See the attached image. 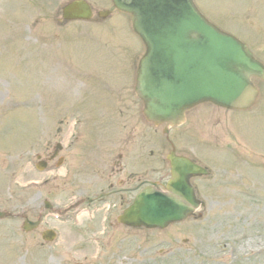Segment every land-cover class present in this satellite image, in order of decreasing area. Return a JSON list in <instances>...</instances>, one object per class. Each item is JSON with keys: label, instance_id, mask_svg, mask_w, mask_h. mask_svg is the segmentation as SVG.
Segmentation results:
<instances>
[{"label": "rangeland", "instance_id": "374dc122", "mask_svg": "<svg viewBox=\"0 0 264 264\" xmlns=\"http://www.w3.org/2000/svg\"><path fill=\"white\" fill-rule=\"evenodd\" d=\"M70 1L0 0V16L2 15L0 38L7 39L5 46L11 43L4 47L5 51L0 50V194L7 201L12 202V194H36L37 205L40 194H50L49 197L58 203V206L60 203L64 204L68 196L64 194L61 184L63 170L57 173L36 174L32 167L35 157L40 153L45 154L48 149L51 151L59 139L56 137L50 139L49 136L54 135L64 121H72V116L81 107H87L85 114L91 112L89 116L92 119V126L106 131L121 127L120 115L128 109L132 101V97L126 94L124 102L120 104L115 102L116 95H120L124 88L132 84L130 71H124L126 69L124 62L130 61L133 52L137 54L141 51L140 42L131 32L128 17L117 12L103 21L94 20L88 23L59 26L56 19H59L60 8ZM87 1L94 2L91 5L97 12L112 10L110 0ZM194 3L209 21L212 20L211 22L223 31L245 40L253 54L264 62V0H194ZM124 44L131 49L122 47ZM257 85L261 96L257 107L249 114L248 122L252 121V117L264 118V83ZM83 94H87L85 100L81 99ZM31 98L33 101H30ZM206 109L203 108V111ZM233 114L240 118L245 115ZM226 121L240 125L239 120L232 115ZM242 123L244 124L243 120ZM141 127L143 140L154 142L155 132L150 127L144 125ZM241 131L244 133L242 129ZM246 131V135L251 137V142H258L260 153L264 154L262 144L264 135L256 140L254 135L258 134L259 130L250 126ZM30 133H33L32 140ZM28 134L30 135L27 136ZM38 136L41 140H37L38 146H36L33 142L34 137ZM126 140L127 138H124L121 143ZM131 143L132 156L129 159L127 153H124L123 167L126 165L132 168L133 172L143 173L140 175L141 178L148 182L164 184L168 178V169L162 162L161 156L158 155L159 162L157 160L141 162L136 157L137 147L133 138ZM129 145L131 144L126 146L124 143L122 147L125 149ZM146 150L150 151L151 147H147ZM21 155L26 156L22 161ZM79 162L82 172L92 171L91 167H84L83 160ZM74 163L76 165V162ZM88 163L92 162L88 161ZM96 163L99 172L97 181L100 182L103 167L100 162ZM253 177L262 179L258 171ZM46 179H49V184L42 186L43 180ZM32 180L39 184L34 191H29L28 188H33L29 186ZM139 181L134 179L131 186H135ZM203 195L208 196V194ZM22 196L23 201L19 205L28 206V197ZM260 196L264 198V194ZM7 206L9 205L6 201L0 202V207L7 208ZM239 213L243 218H247L248 215L263 217L264 201H258L257 205L243 206L239 209ZM11 222L13 221H1L2 228ZM48 225L59 227L63 231L64 240L73 242L78 240L76 229L70 230L69 227L61 226L56 221L48 222ZM257 228L264 229L261 224ZM172 229L162 234L150 233L144 245L148 244L147 247L156 253L169 239L179 241L188 238L194 242L196 235L202 236L205 241L210 238L209 230L192 232L190 226L183 227V225ZM120 232L124 237L128 234L125 230H121L116 236H121ZM2 233L6 231L1 229L0 235ZM20 236L22 249L35 242L31 235ZM6 237L10 238L7 233ZM214 238L218 239L220 235L217 233ZM259 242L264 243V240ZM251 246L263 245L258 243ZM81 247L83 251L89 249L85 245ZM57 248L59 250L55 253L60 256L70 252L74 254L77 247L61 243ZM90 254L93 255L94 251ZM154 257L151 256L152 264H162L157 259L154 260ZM43 259L44 264H54L47 255ZM134 261L135 259L132 260V264H135ZM58 262V259L55 260V264ZM32 264L38 263L33 261ZM244 264H264V259Z\"/></svg>", "mask_w": 264, "mask_h": 264}, {"label": "water", "instance_id": "95a60500", "mask_svg": "<svg viewBox=\"0 0 264 264\" xmlns=\"http://www.w3.org/2000/svg\"><path fill=\"white\" fill-rule=\"evenodd\" d=\"M112 4L130 15L132 30L145 47L136 93L144 100L148 121L177 125L185 111L203 102L231 109L253 103L256 92L250 78L264 79V68L243 44L207 22L192 0H112ZM63 13L65 19L91 17L80 1L67 5ZM168 160L172 171L183 165L191 168L172 156ZM185 175L172 173L167 186L170 194H155V188L138 194L123 223L163 229L187 217L190 194H172L181 189Z\"/></svg>", "mask_w": 264, "mask_h": 264}, {"label": "flooded vegetation", "instance_id": "af4514ba", "mask_svg": "<svg viewBox=\"0 0 264 264\" xmlns=\"http://www.w3.org/2000/svg\"><path fill=\"white\" fill-rule=\"evenodd\" d=\"M87 135H93L94 141L89 142ZM77 137V142L73 143V137ZM60 140H62V145L64 146L65 157L68 160H84L94 162L99 160L101 167H103L102 176L100 182L97 181L98 170L97 165H89L92 168L90 173L82 172L80 169L77 174H74L72 178L64 185L66 194H76L79 202L78 207L83 208V210H97L100 207L105 206L106 203L110 204L116 198L120 201L121 206H125L130 199V190H127L126 185L129 182L130 169L121 163L122 158L126 152L128 157H130L131 147L123 148L122 145L125 143L127 146L131 143V134L127 136V140L121 144L119 143H109L106 145L101 135L96 132V130H91V132H64L60 134ZM118 149V150H117ZM102 151L99 153L100 156L94 155L97 151ZM120 154L119 161H115L116 154ZM64 152L63 148H60V153ZM53 156V155H52ZM65 160V159H64ZM239 161H244L240 159ZM81 168V167H79ZM223 168V166H222ZM221 168V170H222ZM219 170L221 177L225 174V181L237 178L240 182H243L241 177L245 176L242 172H237L235 169H225L224 174ZM116 171V174H115ZM119 177V187H116V177ZM228 188V187H227ZM226 197L224 203L228 208L234 205L237 201V194H264V192H242V191H226ZM35 195V194H33ZM34 198L31 197V199ZM125 208V207H123ZM121 208V210L123 209ZM15 209V208H14ZM37 217H42L44 212L38 209L36 212ZM66 215V214H65Z\"/></svg>", "mask_w": 264, "mask_h": 264}, {"label": "bare ground", "instance_id": "6f19581e", "mask_svg": "<svg viewBox=\"0 0 264 264\" xmlns=\"http://www.w3.org/2000/svg\"><path fill=\"white\" fill-rule=\"evenodd\" d=\"M6 42H7V39L5 41L0 42V50L2 49L1 51H5L4 47H5ZM59 86L61 87V83ZM32 101H33V99H32Z\"/></svg>", "mask_w": 264, "mask_h": 264}]
</instances>
